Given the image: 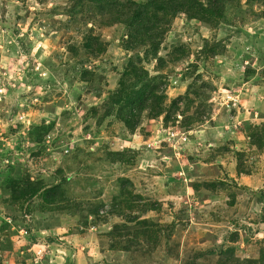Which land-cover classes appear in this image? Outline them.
I'll list each match as a JSON object with an SVG mask.
<instances>
[{
	"label": "rangeland",
	"instance_id": "374dc122",
	"mask_svg": "<svg viewBox=\"0 0 264 264\" xmlns=\"http://www.w3.org/2000/svg\"><path fill=\"white\" fill-rule=\"evenodd\" d=\"M0 264H264V0H0Z\"/></svg>",
	"mask_w": 264,
	"mask_h": 264
},
{
	"label": "built area",
	"instance_id": "2783aa9c",
	"mask_svg": "<svg viewBox=\"0 0 264 264\" xmlns=\"http://www.w3.org/2000/svg\"><path fill=\"white\" fill-rule=\"evenodd\" d=\"M174 139V138H173Z\"/></svg>",
	"mask_w": 264,
	"mask_h": 264
}]
</instances>
